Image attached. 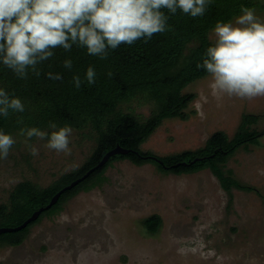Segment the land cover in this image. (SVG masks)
Instances as JSON below:
<instances>
[{
    "label": "rangeland",
    "instance_id": "1",
    "mask_svg": "<svg viewBox=\"0 0 264 264\" xmlns=\"http://www.w3.org/2000/svg\"><path fill=\"white\" fill-rule=\"evenodd\" d=\"M255 14L264 19V9ZM210 38L214 41L213 31ZM186 91L197 94L190 118L166 119L144 150L165 156L204 146L218 130L233 136L244 112L262 114L256 127L264 129V97L217 96L208 76ZM122 107L145 119L157 104L139 95ZM13 137L8 157L0 159V204L20 181L48 186L80 167L95 144L72 129L70 154L32 138L28 144L39 153L33 156L25 137ZM227 167L264 195V137L261 146L238 150ZM105 176L103 184L78 192L59 213L44 216L21 244L0 245V264H250L253 257L264 264V199L256 191L234 188L229 194L210 169L164 173L154 163L130 159L114 161ZM155 213L163 226L150 235L141 220Z\"/></svg>",
    "mask_w": 264,
    "mask_h": 264
},
{
    "label": "trees",
    "instance_id": "2",
    "mask_svg": "<svg viewBox=\"0 0 264 264\" xmlns=\"http://www.w3.org/2000/svg\"><path fill=\"white\" fill-rule=\"evenodd\" d=\"M242 6L264 9V0H211L205 14L196 18L180 10L174 15L165 10L170 30L155 34L147 43L138 40L132 45L122 44L109 50L107 59L90 56L86 49L76 45L67 52L57 48L53 57L37 66L39 76L29 70L27 78H18L0 62V87L18 97L25 108L22 113L10 112L7 118L0 116V129L12 135L18 134L21 127H38L50 132L48 124L55 122L57 127L69 125L84 131L95 141L92 152L80 167L63 173L50 185L41 186L32 180L16 184L9 200L0 204V227L22 224L35 210L47 205L60 189L95 167L113 148L121 146L130 150L112 156L75 187L64 191L56 204L24 229L1 234L0 245L21 244L30 228L44 216L59 213L64 203L78 192L103 184L108 167L122 159H130L137 165L154 163L164 173L210 169L229 194L238 188L256 191L264 199L255 186L243 183L227 167L241 148L262 145L264 129L256 127L260 113L244 112L233 136L224 130L215 131L204 146L196 149L161 156L142 148L166 119L190 118V106L197 94L186 88L208 76L196 65L202 63L206 48L214 42L210 33L218 20L233 21L241 15ZM65 59L72 60L71 69L64 68ZM90 66L96 73L95 83L91 85L85 79ZM49 72L59 73L62 79H49ZM77 75L82 81L79 89L73 82ZM139 95L157 104L156 110L145 119L122 107ZM20 119L22 124L18 123ZM10 221L14 222L12 226L2 225ZM141 223L148 234L156 235L163 226V218L155 213L143 218Z\"/></svg>",
    "mask_w": 264,
    "mask_h": 264
},
{
    "label": "clouds",
    "instance_id": "3",
    "mask_svg": "<svg viewBox=\"0 0 264 264\" xmlns=\"http://www.w3.org/2000/svg\"><path fill=\"white\" fill-rule=\"evenodd\" d=\"M211 0H0V62L18 78H27L31 70L40 75L38 65L54 55V49L71 51L73 45L86 49L90 56L107 59L109 50L148 42L155 34L170 30L167 13L180 10L192 18L202 17ZM214 42L206 48L202 63L217 96L254 99L264 97V19L253 8L241 7V15L233 21H217L213 28ZM63 66L72 68V60ZM109 75H111L109 73ZM49 79H62L59 73ZM96 73L90 66L85 73L89 85ZM77 89L81 78L73 77ZM22 101L0 87V116L24 112ZM23 123V120H18ZM51 131L38 127H21L18 135L46 140V147L57 153L70 154L72 128L57 127ZM16 143L12 134L0 129V159H6ZM31 155L38 149L28 144ZM250 264H256L250 258Z\"/></svg>",
    "mask_w": 264,
    "mask_h": 264
},
{
    "label": "water",
    "instance_id": "4",
    "mask_svg": "<svg viewBox=\"0 0 264 264\" xmlns=\"http://www.w3.org/2000/svg\"><path fill=\"white\" fill-rule=\"evenodd\" d=\"M130 150L123 148L121 146H117L115 148H113L112 150L108 151L104 157L101 159V161L93 168H91L89 171H87L83 176L75 179L74 181H72L70 184L64 186L62 189H60L50 200V202L45 205L40 207L39 209L35 210L32 215L30 217H28L22 224L17 225V226H12V227H5L2 226L0 227V235L3 233H8V232H16V231H20L22 229H24L25 227L28 226V224H30L31 222L37 220L40 215L42 214V212H44L45 210L51 208L54 204L57 203V201L59 200L61 194L68 190V189H72L73 187H75L77 184H79L82 180H84L86 177L89 176V174L91 172H93L96 168L101 167L103 165H105L109 159L116 155V154H123V153H128Z\"/></svg>",
    "mask_w": 264,
    "mask_h": 264
}]
</instances>
